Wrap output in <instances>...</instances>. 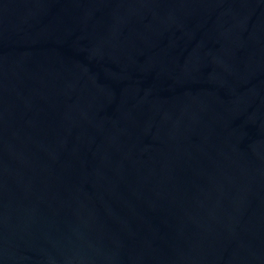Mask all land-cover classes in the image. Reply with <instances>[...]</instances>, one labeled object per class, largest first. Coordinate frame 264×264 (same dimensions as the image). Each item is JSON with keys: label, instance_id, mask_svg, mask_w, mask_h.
<instances>
[{"label": "water", "instance_id": "water-1", "mask_svg": "<svg viewBox=\"0 0 264 264\" xmlns=\"http://www.w3.org/2000/svg\"><path fill=\"white\" fill-rule=\"evenodd\" d=\"M0 264H264V0H0Z\"/></svg>", "mask_w": 264, "mask_h": 264}]
</instances>
